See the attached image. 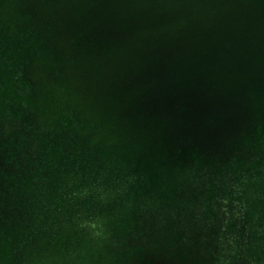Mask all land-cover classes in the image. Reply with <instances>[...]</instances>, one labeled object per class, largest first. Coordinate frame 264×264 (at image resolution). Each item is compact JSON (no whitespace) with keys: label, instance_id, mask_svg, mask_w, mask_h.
Segmentation results:
<instances>
[{"label":"water","instance_id":"1","mask_svg":"<svg viewBox=\"0 0 264 264\" xmlns=\"http://www.w3.org/2000/svg\"><path fill=\"white\" fill-rule=\"evenodd\" d=\"M0 264H264V0H0Z\"/></svg>","mask_w":264,"mask_h":264}]
</instances>
